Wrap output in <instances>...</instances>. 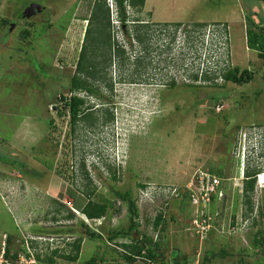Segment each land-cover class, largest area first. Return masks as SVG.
<instances>
[{
    "label": "rangeland",
    "instance_id": "1",
    "mask_svg": "<svg viewBox=\"0 0 264 264\" xmlns=\"http://www.w3.org/2000/svg\"><path fill=\"white\" fill-rule=\"evenodd\" d=\"M96 1L0 0V248L5 240L27 264H87L93 257L98 264H158L123 258L122 243L147 235L160 243L151 245L160 259L177 249L192 258L204 244L212 253L207 264H264V60L248 48L245 30L247 13L264 15V0H146L141 11H130L126 25L115 1L106 0L112 39L129 57L94 80L97 95L80 93L91 114L81 116L74 131L68 111L57 106L63 94L70 96L81 48L88 40L87 47L103 42L93 55L102 64L110 54L106 27L85 36L84 18ZM31 2L43 7L23 15ZM133 19L182 25L164 33L157 24L145 26L139 42L126 34L134 33ZM139 54L144 57L137 60ZM235 66L254 78L225 80L223 71ZM247 169L261 172L253 210L243 189ZM209 172L218 176L216 199L184 202L185 189L199 194ZM128 192L137 204L138 230L130 228L122 196ZM89 197L112 203L105 217L90 219L74 208ZM205 213L216 220L199 235L203 219L197 217ZM76 240L77 261L59 254L47 261L54 250L75 253Z\"/></svg>",
    "mask_w": 264,
    "mask_h": 264
},
{
    "label": "trees",
    "instance_id": "2",
    "mask_svg": "<svg viewBox=\"0 0 264 264\" xmlns=\"http://www.w3.org/2000/svg\"><path fill=\"white\" fill-rule=\"evenodd\" d=\"M116 4V14L118 15V20L120 23L123 25H126L127 22H129L130 19V11H141L142 8H144V5L146 3V0H114ZM258 15V19L256 20L253 15ZM85 20H89V23L86 28L85 36L90 38L91 32L98 26L101 27H106L108 29L107 32V47L109 51V58L105 60V64L99 63L95 58L94 54H96V48L95 47H100V45L103 44V42H96V44L92 45L94 47H87L89 44V40L85 42V44L81 48L80 55L77 59V65H76V72L74 75L70 78V82L68 83V88H69V93L70 96L64 95L61 96V100L65 101V106L63 109L58 105V111L63 112V110L68 111V115L70 117V122L72 124L73 130L75 131V126L76 123L79 121L81 116L87 114L90 115L91 113H87V111L90 107H85L86 104V98L81 95V92H88L91 94L97 95L100 92V85H95V81H100L102 80L101 78H104L107 75V68L111 67L114 62H118L119 65L122 64V62H126L128 57H126V51L119 43L118 40L112 39V33L110 32V24H111V10L109 4L106 2V0H97L92 8V15L90 18H84ZM95 21L96 24L92 26V22ZM132 24H136L134 33L127 32L126 34L129 36H133L136 40L139 42L144 41L145 37L142 35L144 34V27L145 26H153L156 25L158 26L159 31H162V29L168 27V26H173L176 29L182 25V22H176V23H159L155 22L152 23H146L145 20H140V19H133ZM245 30H246V41H247V46L249 49L256 51L258 56L264 60V15L261 13L252 12V14L247 13L245 16ZM98 23V24H97ZM104 24V26H102ZM145 24H150V25H145ZM198 25L205 26L204 23H197ZM29 32V31H27ZM28 34V33H27ZM100 44V45H99ZM96 45V46H95ZM97 47V48H98ZM111 48V51H110ZM113 48V50H112ZM145 49V48H144ZM113 53V55H112ZM140 57H144V55L141 56L139 54L136 59L140 60ZM106 61H108L106 63ZM117 65V63H115ZM223 78L227 81L234 82L236 84H243L245 82H250L253 78V72L244 69L242 70L240 67H232L228 68L223 71L222 73ZM192 77L195 80H199L200 76L199 73H195L192 75ZM98 78V79H96ZM204 80H207L210 78L209 75L205 73L204 75ZM93 80V81H92ZM95 80V81H94ZM174 84V81L171 83ZM109 87L112 88L113 84L112 83H107ZM108 115L106 116L107 120L110 121L112 120L113 114L109 111ZM110 165V163H108ZM112 165V164H111ZM118 166L116 163L114 166ZM256 174V173H255ZM252 171L249 169L246 170L245 172V178H244V194L246 195V203L248 204L249 210H253L252 207V199H251V194L253 190L255 189V184H256V178L255 175ZM85 177L90 179L88 176L87 171L84 173ZM115 178H117L114 175ZM145 185L140 184V187H144ZM71 191V190H70ZM72 193V192H71ZM92 192L87 193L90 195ZM183 201L188 202L189 199H191V193L192 191L189 189H185V192H183ZM120 194V193H118ZM121 195V194H120ZM125 197V199L128 201V206H129V211H130V218H131V225L130 228L137 229L138 223L133 220L134 217L138 215V208L135 199L132 198L131 193L128 192L126 195H122ZM73 197L74 201L76 198V193L73 192ZM216 195L214 193L211 194V199L208 201L209 203L211 201H214L216 199ZM206 202V203H208ZM208 203V204H209ZM77 206L74 207L77 210H79L82 214H84L87 218L90 219H101L106 216L109 207L112 205V203L109 200L101 201V200H92L90 197L88 198V201L82 206L76 203ZM212 207V206H211ZM211 214H213L214 209L209 210ZM163 213L158 214L157 216V221L155 222V225H158L162 220H163ZM199 219H205L206 222L211 223L216 220H210L208 219V213H205L204 215L197 217ZM209 231V230H208ZM211 231V229H210ZM209 231V232H210ZM131 230L129 229L128 231H114L112 234L109 236V240H113L116 237H124L129 235ZM197 232V231H195ZM197 234H199L197 232ZM200 235V234H199ZM92 236H94V233H92ZM100 237L101 235H98ZM153 244V247L159 248L160 243L159 242H154L153 239L150 236L145 235L144 238H139L136 237L133 239L132 242L130 243H122V246H124L125 251L123 253V258L126 261L132 262L138 257H143V258H151V259H157L156 263L158 264H195V260L197 258V252L200 253V263L201 264H207L209 263L212 253L210 254L208 251V248H205L202 244V248L199 249H194L193 253L194 255L192 258L190 257L191 254H186L182 250L177 249V253L170 256L168 254L166 256H162V258H157L158 254L155 253V249L151 246ZM256 244H258V241H256ZM73 247L75 253H70V254H60L57 253L58 250H54L52 255L47 256V261L49 263H54L55 262V255L59 254L60 257H64L66 259L72 260V261H77L79 258V252L81 249V241L76 240L73 242ZM199 248V246H196L195 248ZM205 249V250H204ZM207 249V250H206ZM202 250H204L202 252ZM1 251V248H0ZM226 254V252H222ZM20 254L15 253L11 254L10 250L8 249L6 245V253L5 257L10 260H16ZM37 259L41 260V256L37 254ZM87 264H98L96 257L91 258ZM152 264H154L152 262Z\"/></svg>",
    "mask_w": 264,
    "mask_h": 264
},
{
    "label": "built area",
    "instance_id": "3",
    "mask_svg": "<svg viewBox=\"0 0 264 264\" xmlns=\"http://www.w3.org/2000/svg\"><path fill=\"white\" fill-rule=\"evenodd\" d=\"M171 31L168 30V29H162V31L160 32H169ZM205 175H203V180L200 179V185L198 186L200 189H199V194L197 195H194L193 191L191 193V198L192 196L194 198H201V200H204V202H208L210 199H211V194L214 193V195H217V186H218V183L217 180H218V176H214L212 175L213 173L209 172V174L207 173H204ZM190 188V187H189ZM188 189V188H187ZM200 195V197H199ZM197 196V197H196ZM199 219V218H198ZM198 219H195V220H198ZM194 220V222H195ZM202 220V219H201ZM203 222L199 225L198 227L196 226V228H202V230H199L196 229L197 232H200V233H203L206 226H208V229H206V231L209 230V223L206 222L205 219L202 220ZM211 225V224H210ZM5 253H6V241L4 240L3 242V246L1 247V251H0V264H27V258L26 257H23L21 254L18 256V258L16 260H10V259H7L5 257ZM200 253H197V258L195 260V264H201L200 263Z\"/></svg>",
    "mask_w": 264,
    "mask_h": 264
},
{
    "label": "water",
    "instance_id": "4",
    "mask_svg": "<svg viewBox=\"0 0 264 264\" xmlns=\"http://www.w3.org/2000/svg\"><path fill=\"white\" fill-rule=\"evenodd\" d=\"M43 6L37 2H32L30 3L24 10V14L23 15H29V12H33L34 10H40Z\"/></svg>",
    "mask_w": 264,
    "mask_h": 264
},
{
    "label": "flooded vegetation",
    "instance_id": "5",
    "mask_svg": "<svg viewBox=\"0 0 264 264\" xmlns=\"http://www.w3.org/2000/svg\"><path fill=\"white\" fill-rule=\"evenodd\" d=\"M160 33H164V32H160ZM86 93H88V92H86ZM89 94H91V93H89ZM91 95H95V94H91ZM86 103H87V100H86ZM64 106H65V101H63V103L60 105V107L63 109ZM85 107H86V104H85ZM57 109H58V106H57ZM89 109H88V111H89Z\"/></svg>",
    "mask_w": 264,
    "mask_h": 264
},
{
    "label": "clouds",
    "instance_id": "6",
    "mask_svg": "<svg viewBox=\"0 0 264 264\" xmlns=\"http://www.w3.org/2000/svg\"><path fill=\"white\" fill-rule=\"evenodd\" d=\"M264 137V136H263ZM263 137L262 136H260L259 138H260V140H262L263 141ZM260 173L261 172H258L257 174H255L254 176H255V178H257L259 175H260ZM262 175H264V173H262Z\"/></svg>",
    "mask_w": 264,
    "mask_h": 264
}]
</instances>
